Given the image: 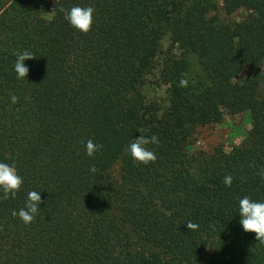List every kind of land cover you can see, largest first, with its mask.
Returning a JSON list of instances; mask_svg holds the SVG:
<instances>
[{"label": "trees", "instance_id": "obj_1", "mask_svg": "<svg viewBox=\"0 0 264 264\" xmlns=\"http://www.w3.org/2000/svg\"><path fill=\"white\" fill-rule=\"evenodd\" d=\"M73 6L95 9L87 34ZM263 65L264 0H0V162L23 178L0 200V264H264L239 215L244 196L264 202ZM244 112L239 144L190 148ZM139 128L159 138L154 163L128 151ZM30 191L43 203L26 225L12 212Z\"/></svg>", "mask_w": 264, "mask_h": 264}, {"label": "clouds", "instance_id": "obj_2", "mask_svg": "<svg viewBox=\"0 0 264 264\" xmlns=\"http://www.w3.org/2000/svg\"><path fill=\"white\" fill-rule=\"evenodd\" d=\"M58 3V0H57ZM60 11L65 14L67 22L76 30L87 34L93 24L95 9L91 6L81 7L73 6L71 9L60 8ZM14 64V70L17 74L18 79H24L29 73V68L25 66L26 60L36 58L31 52L25 50L22 53H17ZM181 86H186V81H181ZM18 97L15 95L11 96L12 103L18 102ZM141 135L134 139L128 146V151L132 159L138 164L148 165L154 163L157 156L154 151L150 150L147 146L150 144H159V138L156 135L147 137L143 135L146 131L143 128L137 129ZM103 145L94 143L93 140L89 139L86 142V154L89 157L94 156L100 152ZM91 172L95 173L97 169L93 166L90 169ZM257 175L264 178V169H260ZM233 183V177L231 175L224 178V184L231 187ZM23 184V178L18 174L17 168L14 164L9 165L7 163L0 162V200H8L10 197L15 198ZM43 203L40 192L30 191L27 194V200L25 206L21 208L18 213L13 211L12 215L15 217L18 215L20 220L28 225L32 223L36 215L41 208L40 205ZM239 215L241 217L240 224L243 230L248 233H255L256 240L264 244V202L253 201L248 196H244L239 199ZM198 225L191 221L187 222L188 230L198 229Z\"/></svg>", "mask_w": 264, "mask_h": 264}, {"label": "rangeland", "instance_id": "obj_3", "mask_svg": "<svg viewBox=\"0 0 264 264\" xmlns=\"http://www.w3.org/2000/svg\"><path fill=\"white\" fill-rule=\"evenodd\" d=\"M52 5L56 0H49ZM263 78L262 92L264 93V65L261 69ZM160 91V90H159ZM158 89L150 91L149 98L158 102L161 97ZM250 128V120L247 112L234 116H226L220 124L210 125L204 128L195 130L191 139V147L193 150H201L210 152L215 147H222L223 150H228L230 146L239 144L243 135ZM118 167L114 165L109 176L116 179Z\"/></svg>", "mask_w": 264, "mask_h": 264}]
</instances>
